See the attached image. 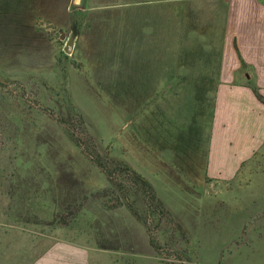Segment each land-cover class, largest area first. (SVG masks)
Instances as JSON below:
<instances>
[{
  "label": "rangeland",
  "instance_id": "rangeland-1",
  "mask_svg": "<svg viewBox=\"0 0 264 264\" xmlns=\"http://www.w3.org/2000/svg\"><path fill=\"white\" fill-rule=\"evenodd\" d=\"M7 2L0 0V264L24 262L18 248L54 239L83 244L105 264H264V143L238 167L226 160L227 174L208 161L215 97L203 88L215 81L193 77L217 50L209 46L218 38L210 21L221 20L215 1L119 0L116 10L89 16L99 22L83 36L38 8L32 30L8 25ZM128 168L152 186L162 221L129 183ZM63 199L70 210L60 224ZM25 200L40 223L14 220Z\"/></svg>",
  "mask_w": 264,
  "mask_h": 264
},
{
  "label": "crops",
  "instance_id": "crops-1",
  "mask_svg": "<svg viewBox=\"0 0 264 264\" xmlns=\"http://www.w3.org/2000/svg\"><path fill=\"white\" fill-rule=\"evenodd\" d=\"M7 1L11 9L8 25L16 23L21 30L26 26L32 30L30 18L38 8V16L64 25L69 31L77 30L79 36L89 34L98 24L99 20L94 22L96 19L89 16L101 10L114 11L120 3L119 0H95L91 5L89 0ZM73 1L77 2L75 6ZM213 1L215 16L221 20L216 24L210 21L209 30L212 34L218 30V38L210 41L209 46L217 50L209 49V62L201 61L203 67L193 79L215 81L213 86L203 88V95L215 97L208 161L210 168L216 171L213 172L227 174L224 171L229 169L226 160H233L231 166L238 167L264 143V102L255 92L264 98V0ZM219 160H224L225 164H220ZM11 222L16 223L12 219ZM22 250L25 261L18 260L16 264H105L94 259L91 248L64 239H54L38 250L32 243L18 248L17 252L21 254Z\"/></svg>",
  "mask_w": 264,
  "mask_h": 264
},
{
  "label": "trees",
  "instance_id": "trees-1",
  "mask_svg": "<svg viewBox=\"0 0 264 264\" xmlns=\"http://www.w3.org/2000/svg\"><path fill=\"white\" fill-rule=\"evenodd\" d=\"M110 0H103L101 2H108ZM118 9H121L119 7H116ZM107 13L112 12L110 9L106 10ZM95 22V21H94ZM94 27V26H93ZM75 34H79V31H75ZM257 93V95L259 96V98H261L264 102V98L258 93V91H255ZM95 162L97 163V165L99 164V166H101L102 168L106 167L101 163V161L99 160H95ZM128 172L129 174H127L129 176V183H131V185L135 186L136 191L140 192L143 197L142 200L146 203V208L148 211H150L151 213L154 211L157 213V215L160 218V221L163 220V218L166 217V213L164 212L163 208L161 207V205H159L156 202L153 190H152V186L150 185V183L148 182V180L138 174L135 171L130 170V168H128ZM107 174L109 176H111L113 173H111L110 171H107ZM121 188L124 190V192L126 194H128V187L126 185H121ZM74 199V200H73ZM72 200L74 201L73 204H76L78 202L79 199H77V197L73 198ZM25 204L21 207L16 208L15 210H13L14 214H17L16 217H14V220H16L17 222H23L26 224L29 223H40V219L36 217V215L34 214L35 209L34 206L27 203L26 200L24 201ZM72 205V204H70ZM14 209V207H12ZM11 209V208H10ZM69 201L67 199H63L62 203L60 205V207L57 205L56 211H55V217L57 218V221L62 224V223H66L67 221V217L69 216ZM15 211V212H14ZM70 214H73V212ZM148 224V222H147Z\"/></svg>",
  "mask_w": 264,
  "mask_h": 264
},
{
  "label": "water",
  "instance_id": "water-1",
  "mask_svg": "<svg viewBox=\"0 0 264 264\" xmlns=\"http://www.w3.org/2000/svg\"><path fill=\"white\" fill-rule=\"evenodd\" d=\"M74 43H75V38L74 36L70 37L65 45V52L66 53H72L73 51V47H74Z\"/></svg>",
  "mask_w": 264,
  "mask_h": 264
}]
</instances>
